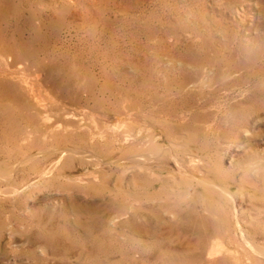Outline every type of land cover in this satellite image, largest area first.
Returning <instances> with one entry per match:
<instances>
[{
	"label": "rangeland",
	"instance_id": "obj_1",
	"mask_svg": "<svg viewBox=\"0 0 264 264\" xmlns=\"http://www.w3.org/2000/svg\"><path fill=\"white\" fill-rule=\"evenodd\" d=\"M38 113L110 126V158L157 141L192 156L233 194V206L216 193L219 209L198 208L264 242V0H0V161L20 158L13 150ZM122 164L132 168L87 186L37 166L15 199L7 193L25 185L0 182V264H232L206 260L224 228L192 209L171 161H150L164 172L157 181ZM230 233L222 243L249 264Z\"/></svg>",
	"mask_w": 264,
	"mask_h": 264
},
{
	"label": "bare ground",
	"instance_id": "obj_2",
	"mask_svg": "<svg viewBox=\"0 0 264 264\" xmlns=\"http://www.w3.org/2000/svg\"><path fill=\"white\" fill-rule=\"evenodd\" d=\"M193 86L194 85H191L190 87ZM21 89H23V87H21ZM76 116L77 115L65 113V116H63L64 121H59L57 117L48 118L42 113L29 116L28 124L30 129L26 130L19 139L20 143L18 147H20V150H13L14 153H12L13 155L17 154L20 158L16 159L11 166L0 161V182H15L16 187L23 184L25 185L22 189L8 192V196L15 199L18 195L23 193V189H31L33 183L29 184V173L27 172L30 170L36 171V167L41 166L40 164L42 162H48L40 168L39 172L42 177L58 182L61 180L65 184L75 183L87 186L90 183L95 185L96 183L104 181L102 176L107 171L111 174L114 167L124 168V172L132 168L129 167V165L122 164L124 162L134 164V169H143L146 173L144 175L145 177L157 181L162 176V174L159 173L163 172L162 168L151 166L150 161L157 159L168 160L175 165L179 172L186 176L183 182L188 186L187 194H195L197 207L192 209L207 215L219 229L223 227L224 229L216 230V232L222 235V240L224 239L225 242H227V240L230 243L232 242V239L228 238L230 234H232L230 233V228L234 227L239 239L241 238V240L247 244L249 251L254 255L251 257L252 255L249 253L251 256L245 258L249 261L248 263L264 264V242L258 241V244L246 242L245 238L241 235L243 234V228L238 224L237 220L234 221V224L231 222L229 228L228 224L225 223V218L221 219L219 216L212 214L215 217L213 221L212 216L206 213L209 211L208 208H198V206H205L208 202L211 209H219L218 206H215L216 193L220 194L223 199L229 200L230 205L233 206V194L230 193L227 188L218 186L207 178L208 176L206 174L212 173L211 170L208 168L201 169L200 167H203V164H200V167L196 168L195 165L193 166L190 163L193 158L192 156L183 158L174 152L169 145L166 146L159 141L153 142L146 151H139L130 155L126 154V157L123 155L124 157L121 158L117 156L115 158H110L109 154L112 153V148L108 147L107 142L109 139L107 136L109 135V129L111 127L97 123L94 119L85 120L82 117ZM69 119L74 120L69 121ZM46 132L48 134H46ZM38 135H40L41 139L42 136L49 137L51 144L42 146L40 143H37V140L34 138ZM23 147H27V149L29 148L30 150L25 151ZM103 165L108 167V170L105 171ZM132 177H137V175H133ZM1 191L2 190H0V200H3L6 193ZM152 198L157 199L156 197ZM34 210L35 206H25L21 214L34 216ZM233 212L235 213V211ZM115 216L116 215H113L112 218ZM222 222L225 224H222ZM20 227L24 228L23 226ZM48 229L51 228L49 227ZM20 233L21 235L18 236L17 239L18 242H25L26 238L23 237L25 236V230H22ZM233 235H235L233 239H237L236 234L233 233ZM222 240H215L214 237L217 252L206 254V260L214 263L217 261L218 255L223 254L221 256L232 264H241L239 258L224 246ZM34 244L35 241L29 245L33 246Z\"/></svg>",
	"mask_w": 264,
	"mask_h": 264
}]
</instances>
